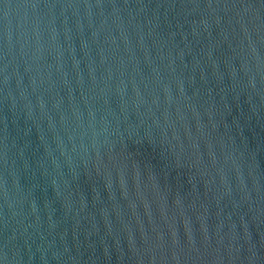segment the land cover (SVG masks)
Wrapping results in <instances>:
<instances>
[{
  "label": "water",
  "instance_id": "95a60500",
  "mask_svg": "<svg viewBox=\"0 0 264 264\" xmlns=\"http://www.w3.org/2000/svg\"><path fill=\"white\" fill-rule=\"evenodd\" d=\"M0 264H264V0H0Z\"/></svg>",
  "mask_w": 264,
  "mask_h": 264
}]
</instances>
